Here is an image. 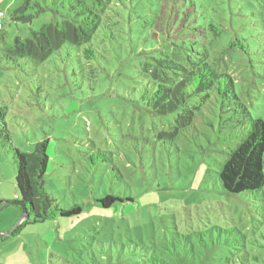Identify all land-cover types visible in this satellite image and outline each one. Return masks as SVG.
<instances>
[{
	"label": "rangeland",
	"instance_id": "rangeland-1",
	"mask_svg": "<svg viewBox=\"0 0 264 264\" xmlns=\"http://www.w3.org/2000/svg\"><path fill=\"white\" fill-rule=\"evenodd\" d=\"M225 1L247 39L244 51L191 26L192 18L182 22L185 0H117L104 15L106 52L85 63L68 45L44 61L11 55L15 39L39 30L51 11L17 21L9 14L22 0H0V200L18 199L13 149L31 151L47 139L46 189L59 206L83 208L0 238V264H154L151 253L176 244V232L209 223L207 246L193 249L207 255L204 264H224L237 233H251L264 197L225 192L218 171L251 119L264 114V0ZM185 39L234 79L237 97L223 106L196 102L193 123L173 137L177 114L151 115L143 101V66ZM109 193L131 200L103 208L95 199ZM20 215L18 205L0 207V232ZM261 231L264 244V223ZM256 253L264 258V249Z\"/></svg>",
	"mask_w": 264,
	"mask_h": 264
},
{
	"label": "trees",
	"instance_id": "trees-1",
	"mask_svg": "<svg viewBox=\"0 0 264 264\" xmlns=\"http://www.w3.org/2000/svg\"><path fill=\"white\" fill-rule=\"evenodd\" d=\"M44 1L45 5L38 0H22L10 12L13 20L27 22L42 11H51L48 23L42 25L39 30L31 31L30 36L24 41L15 39L10 50L11 55L44 61L59 51L63 45H68L76 48L85 63H89L101 57L100 52H106L105 40L101 35L103 26H106L104 15L111 9V5H117V0H113L114 4L111 3L112 0ZM226 2L185 0L184 7L188 6L189 9L184 12L181 9L182 22L192 18L194 23L191 26L199 27L211 36L223 37L227 40L228 46L244 51L248 47L247 39L241 35L243 31L241 29L239 31L240 27L232 23L234 19L228 12L230 6ZM31 5L37 7L34 14L26 12ZM172 45L171 54L161 52L152 58L153 61L144 64V81L147 83L143 85L146 93L143 101L146 102V108L151 115L177 114L175 118L177 126L170 133V136L174 137L193 123L194 111L198 108L196 102L205 103L214 99L223 106V102L237 97V87L232 77L225 72L217 71L213 64L204 58L205 52L201 44L185 39L173 42ZM240 106L242 113L248 112L245 106ZM249 127L248 133L219 163L218 179L225 192L234 196L248 195L249 198L256 200L264 197V114L251 119ZM46 144L47 139H43L36 141L31 151L13 149L18 200L23 203L25 219L10 235L17 233L27 223L71 217L83 210L79 203L68 207L59 206L46 189L45 171L49 159ZM130 200L129 197L113 193L95 199L103 208ZM8 202L10 201L0 200V207L9 205ZM20 208L22 211L21 206ZM263 218L264 216L257 218L251 215V224L246 228L251 233L240 231L237 233V237L233 239L236 247L234 246V251L230 252V257L224 264H264V258L256 253L264 249L259 236H263L261 231ZM213 226L215 225L209 223L203 225L204 229L198 230L188 227L187 234L176 232L178 242L170 246L160 245V253L156 254L155 251L151 253L150 260L154 264L206 263L207 255L201 251L195 252L193 248L195 242L199 247L207 246L204 238L211 233Z\"/></svg>",
	"mask_w": 264,
	"mask_h": 264
},
{
	"label": "water",
	"instance_id": "water-1",
	"mask_svg": "<svg viewBox=\"0 0 264 264\" xmlns=\"http://www.w3.org/2000/svg\"><path fill=\"white\" fill-rule=\"evenodd\" d=\"M8 204L19 205V206L22 207V211H21V215H20L19 219L17 220V222L10 229H8L5 232H0V237L1 238L7 237L8 235H10L19 226V224L25 219V209H24L23 203L21 201H19L17 199V200L8 202Z\"/></svg>",
	"mask_w": 264,
	"mask_h": 264
},
{
	"label": "built area",
	"instance_id": "built-area-1",
	"mask_svg": "<svg viewBox=\"0 0 264 264\" xmlns=\"http://www.w3.org/2000/svg\"><path fill=\"white\" fill-rule=\"evenodd\" d=\"M4 16V13L3 12H0V17H3ZM2 27L1 23H0V28Z\"/></svg>",
	"mask_w": 264,
	"mask_h": 264
}]
</instances>
